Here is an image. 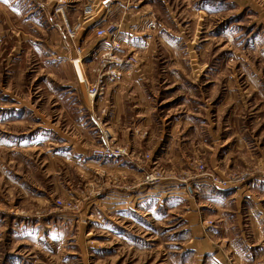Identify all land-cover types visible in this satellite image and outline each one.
<instances>
[{"label": "rangeland", "instance_id": "obj_1", "mask_svg": "<svg viewBox=\"0 0 264 264\" xmlns=\"http://www.w3.org/2000/svg\"><path fill=\"white\" fill-rule=\"evenodd\" d=\"M0 264H264V0H0Z\"/></svg>", "mask_w": 264, "mask_h": 264}, {"label": "built area", "instance_id": "obj_2", "mask_svg": "<svg viewBox=\"0 0 264 264\" xmlns=\"http://www.w3.org/2000/svg\"><path fill=\"white\" fill-rule=\"evenodd\" d=\"M92 13H93V8L91 7V5H87L84 8L82 18L80 19L79 23L75 27H73L71 29L70 25L67 22L64 23L65 24V30H67L66 33L69 36V38H71V39L74 38L76 31L90 20L89 18L92 15ZM106 35H108V34L105 31L99 30V28L96 29V36L98 38H104Z\"/></svg>", "mask_w": 264, "mask_h": 264}, {"label": "bare ground", "instance_id": "obj_3", "mask_svg": "<svg viewBox=\"0 0 264 264\" xmlns=\"http://www.w3.org/2000/svg\"><path fill=\"white\" fill-rule=\"evenodd\" d=\"M108 7H106L105 9H107ZM110 61H109V63L111 62V63H117L116 62V60L114 61L113 59H109Z\"/></svg>", "mask_w": 264, "mask_h": 264}, {"label": "crops", "instance_id": "obj_4", "mask_svg": "<svg viewBox=\"0 0 264 264\" xmlns=\"http://www.w3.org/2000/svg\"><path fill=\"white\" fill-rule=\"evenodd\" d=\"M83 12H84V10H83Z\"/></svg>", "mask_w": 264, "mask_h": 264}]
</instances>
